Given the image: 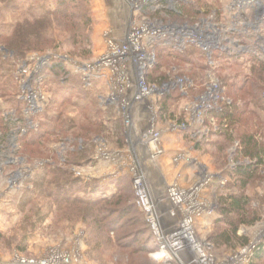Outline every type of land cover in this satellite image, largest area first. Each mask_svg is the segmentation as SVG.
<instances>
[{
  "label": "rangeland",
  "instance_id": "1",
  "mask_svg": "<svg viewBox=\"0 0 264 264\" xmlns=\"http://www.w3.org/2000/svg\"><path fill=\"white\" fill-rule=\"evenodd\" d=\"M187 1L188 7L206 5L201 9L208 15L197 21L214 16L220 22L227 14L229 0ZM187 1L146 0L144 13L132 19L134 11L127 0H76L75 17L54 15L41 20V7L54 9V0H16L14 4L0 0V136L7 134V139L0 141V264H13L17 255L44 257L54 249L72 255L74 264H198L196 256L187 251L169 262L154 259L160 246L149 234L146 215L135 200L132 153L145 159L148 152L146 160L154 161L149 165L139 160L147 183L159 169L165 171L159 164L167 157L164 133L169 131L177 134L175 141L167 142L169 147L175 146L173 163L198 174L185 187L171 176L168 186L189 189L203 178L209 180L193 200L203 204L200 210L205 211L194 216L193 227L209 263L231 264L232 259L240 258L237 264H264V258L256 257L264 244V238H259L264 227L262 169L244 192L259 220L241 225L238 239L230 245L218 246L213 240L220 229H228L219 222V199L240 193L231 175L238 160L246 161L239 156L238 139L231 142L227 136H211L218 130V122L209 115L222 108L223 101L243 108L253 87L261 107L251 103L250 109L238 116L233 132L238 138L244 132L259 131L264 139V80L257 78L260 66L240 60L214 73L206 53L194 45L181 51L171 45L143 43L156 53L155 63L146 69L148 85L163 88L165 83L184 81L183 87L170 86V90L139 103L147 104L144 107L155 117L152 126L161 132L162 154L156 157L151 154L154 147L142 142L146 152L139 144L149 119L138 122L131 116L133 129L126 123L123 106L129 103L130 116L138 105L133 100L136 83L128 60L113 64L115 67L94 68L107 55L109 40L124 41L132 22L137 27L146 20L193 24L195 21L189 22L196 18L192 14L175 17L166 13L175 12ZM21 50L24 56L16 57ZM222 55L215 50L214 61H234L227 53L225 59ZM24 66L28 74L22 73ZM120 67L127 70L128 82L117 71ZM212 77L219 81L225 100L212 103L210 110L203 111L202 121L194 124L193 106L200 103L197 99L209 89ZM224 79L227 88L222 86ZM32 95H36L35 111H31ZM164 106L167 114L161 110ZM44 124L55 132H48ZM179 125L199 130L182 136L184 129L174 131ZM41 130L43 138L32 135ZM147 187L149 190L148 183ZM172 213L170 225L183 220L182 211L173 203ZM243 240L248 243L242 245ZM254 244L256 249L242 258Z\"/></svg>",
  "mask_w": 264,
  "mask_h": 264
},
{
  "label": "built area",
  "instance_id": "2",
  "mask_svg": "<svg viewBox=\"0 0 264 264\" xmlns=\"http://www.w3.org/2000/svg\"><path fill=\"white\" fill-rule=\"evenodd\" d=\"M132 6V19L139 17L144 13V5L146 0H127ZM149 1V0H147ZM152 1V0H150ZM167 1V0H166ZM134 17V18H133ZM214 16L196 20L193 24L188 22L181 25L164 24L163 21L151 22L146 20L145 23L137 27L134 22L131 23L126 38L121 43L109 40V48L107 55L102 59L100 65L94 68H102L117 64L126 60L130 63V75L135 78L136 96L134 102L142 103L149 100L154 93H163L170 88L177 86L183 87L184 81L177 79L174 82L165 83L163 88H157L155 85L150 86L145 80L146 69L155 63V50L149 52L143 43L151 46L154 43L171 45L172 48L184 51L187 46L194 45L204 51L210 62V67L215 68L217 62L214 61L213 55L215 50L222 53L237 54L240 60H245L244 55L253 53L264 59V0H229L227 2V14L222 17L221 21ZM133 24V26H132ZM155 49V48H154ZM115 67V66H114ZM122 72V79L127 81V70L117 69ZM29 69L23 67L22 73L28 74ZM213 82L209 85V89L197 100L200 103L193 106V115L191 117L194 124L201 122L204 113L212 108V103L225 100L221 97V86L214 77ZM131 81V79H130ZM128 82V81H127ZM127 87V85H124ZM171 86V87H170ZM36 95H32L33 101L31 111L36 108ZM129 104V103H128ZM125 103L123 111L128 127L132 126L131 114L129 116V106ZM155 120V117H153ZM174 131L178 129L187 130L186 125L174 126ZM161 132L152 126L143 134V141L152 148V157L162 154L160 146ZM207 178L199 181L189 189H183L179 185H172L168 189L169 198L175 207L180 209L184 215L182 221L175 225L164 223L162 213L157 210L158 207L152 201L150 192L147 187L144 174L138 167L133 168V186L136 194L137 205L145 213L148 225L152 235L159 244V252L154 256L156 260L169 262L181 253L191 252L198 256V264H210L209 257L202 251L200 244L195 236L193 227L194 216L201 215L203 204L193 203L194 199L200 195L203 188L208 184ZM177 200V201H176ZM187 204L194 205L193 207ZM200 205V206H199ZM259 238H264V227L260 231ZM254 244L246 249L241 257H246L256 249ZM179 250V251H178ZM158 256V257H157ZM160 257V258H159ZM195 259V258H194ZM239 259H232L231 264H237ZM72 255L60 252L59 250H51L44 257H23L17 255L13 264H74Z\"/></svg>",
  "mask_w": 264,
  "mask_h": 264
},
{
  "label": "trees",
  "instance_id": "3",
  "mask_svg": "<svg viewBox=\"0 0 264 264\" xmlns=\"http://www.w3.org/2000/svg\"><path fill=\"white\" fill-rule=\"evenodd\" d=\"M4 2L14 4L16 0H2ZM187 1V0H186ZM76 0H54V9L47 8L46 5L41 7L42 14L40 15L41 20H48L50 16L54 15H60V16H66L67 18L75 17L72 15V12L77 6H75ZM191 4V3H190ZM188 1L183 2L180 6V12L178 10H175V12L171 10H167L166 13L172 16L180 15H187L191 17H196L195 19H190L189 22L196 21L197 18L201 16H206L208 13L202 12V7H206V5H197V8H193V5L191 4L190 7H188ZM196 6V5H194ZM190 8V9H187ZM185 22V20H182V23ZM188 22V21H187ZM10 45V43H9ZM202 53L205 54L204 51ZM24 51L21 50V52L17 51L16 57H22L24 56ZM223 59L226 58L225 54L222 53ZM229 56H232L234 58V61L228 60L226 63H223L220 59L219 62H217V65L215 68H210L211 71L214 73L223 70V68H227L225 66H228L231 64V62L239 63L240 61V55L227 53ZM206 55V54H205ZM207 56V55H206ZM247 62L252 63L253 65H259L260 73L257 75V78L261 81L264 80V59H261L258 55H255L253 53H248L244 55ZM219 63L221 65H219ZM167 82V79L162 81ZM222 86L224 88H227L228 86V80L224 79L221 81ZM258 88V86H256ZM255 88L252 87L250 91L248 92V96L244 102L243 108L237 107L235 102L231 101V103H226L223 101L222 108L218 110H212L209 112V115L218 122V130L212 131V137L213 136H227V138L232 142L236 141L238 139L239 142V156L243 158L246 162H239L238 160V166L235 168V170L232 173V177L236 180V183L238 184V190L240 193H229L226 196H221L219 199L220 203V212L222 214V218L220 219V223H224L228 229L222 230L220 229L218 234L214 236L213 240L218 246H221L223 244L230 245L233 239H238L237 233L241 225H251L255 222H257L259 219V214L257 211L252 213L251 211V201L250 199L244 194L247 186L250 184L252 180H254L255 176L259 173V170L262 169L264 172V139L262 137V134L259 136V131L248 133L244 132L241 136L237 138V136H234L233 128H235L238 125L239 122V115L241 113L244 114L246 111L250 109L251 103L255 104L256 108L261 107L260 99H258L255 95L254 90ZM82 98V97H81ZM167 100V99H166ZM221 101V100H220ZM219 101V102H220ZM166 104V103H165ZM167 105V104H166ZM258 106V107H257ZM162 112L164 114L168 113L167 106H164L161 108ZM54 121V120H53ZM5 127L9 128L8 123L4 122ZM46 126V127H45ZM42 127L48 132H55V128L52 129L47 124L42 125ZM42 128V129H43ZM84 129V128H83ZM42 130L32 133L36 134V136L42 137ZM7 135V134H6ZM6 135L0 136V141H4ZM35 142V141H33ZM248 160V161H247ZM262 180L264 182V174L262 176ZM136 200V196H135ZM252 217V219H250ZM147 224V228L149 231V234L151 237H153L150 227ZM248 242L246 240H243L241 242L242 245L247 244ZM257 259H263L264 258V244L260 246V249L256 255Z\"/></svg>",
  "mask_w": 264,
  "mask_h": 264
},
{
  "label": "crops",
  "instance_id": "4",
  "mask_svg": "<svg viewBox=\"0 0 264 264\" xmlns=\"http://www.w3.org/2000/svg\"><path fill=\"white\" fill-rule=\"evenodd\" d=\"M140 104L138 103V105L136 104V106L133 105L136 108H134V109L132 108V113L130 112V114H132L131 116H132V119L134 121L140 122V121H143L146 118L149 119V122L147 123V130H148V129H150L152 127V124H153L152 123L153 122L152 121L153 120L152 116L153 115L151 114V112L146 110V106L144 107V105H147L146 103H144V105H140ZM144 108H145V110H143ZM156 124L158 125V127H160L159 126V124H160L159 122L156 123ZM132 125H133V123H132ZM131 127L133 129V127H135V126H131ZM194 129L195 128H189L188 131L186 130L184 132H181L180 134L182 136L189 135V134L193 135L196 131L199 130V128L196 129V130H194ZM147 130H145V131H147ZM169 132H165L164 133V144H165L164 148H165V153H166L165 155L167 157L166 158H164L165 156L162 157V158H164L163 165H162L161 162H160L161 165L159 164V167L163 166L165 171L163 172V171H161L159 169V171L156 172V175H151V176H150L151 173L149 174V172H148V174H149L148 176H150V177L147 176L148 177L147 178V183H148L149 191H150V194H151L150 196H151L153 202L156 204V206L160 210V212L162 213L163 218H164V223L170 225L171 219L173 218L172 216H174V215L172 213V203H171V200L169 199V196H168V193H167V190L170 187V186H168V183H167L168 179L171 176H173L174 181L179 182V184L182 187H185V185H187L188 182H190L191 180H193L194 178L197 177L198 173L195 172L194 169L190 168L189 166H188L189 168H187L185 166H179L178 167V166H176L173 163V160H172L173 159V154H174L173 152H175V151H172V150L175 148V146L174 147L173 146L169 147L167 145V142L175 141V139L177 137V134H174V133H170L169 134ZM167 139H169V140H167ZM142 142L145 144V141H140L139 144L147 152L148 149L146 148V146ZM140 155L141 154H139V159H137L138 158L137 155L135 153H132V156H133L134 161H135V167H138V168L140 167L139 165H140V161L141 160L145 161L146 159L150 158V155H149L148 152H147V155H146L145 159H142L143 157H141ZM147 161L148 160H146V162ZM148 163L150 165V164L154 163V161H151V162L148 161ZM166 217H167V219H166ZM173 225H175V224H173Z\"/></svg>",
  "mask_w": 264,
  "mask_h": 264
},
{
  "label": "bare ground",
  "instance_id": "5",
  "mask_svg": "<svg viewBox=\"0 0 264 264\" xmlns=\"http://www.w3.org/2000/svg\"><path fill=\"white\" fill-rule=\"evenodd\" d=\"M33 91V90H32ZM128 113H129V110H128ZM169 189V188H168ZM170 199V198H169ZM171 200V199H170ZM172 201V200H171ZM177 201V200H176ZM176 204H177V202H175ZM174 203V204H175ZM178 205V204H177ZM179 251V250H178ZM181 254H183V253H181ZM158 257V256H157ZM160 258V257H159ZM197 258H198V256H196V260L195 261H197Z\"/></svg>",
  "mask_w": 264,
  "mask_h": 264
}]
</instances>
